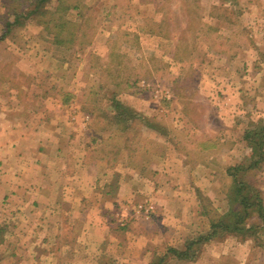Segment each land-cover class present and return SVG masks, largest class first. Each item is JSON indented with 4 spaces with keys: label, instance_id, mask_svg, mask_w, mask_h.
<instances>
[{
    "label": "rangeland",
    "instance_id": "rangeland-1",
    "mask_svg": "<svg viewBox=\"0 0 264 264\" xmlns=\"http://www.w3.org/2000/svg\"><path fill=\"white\" fill-rule=\"evenodd\" d=\"M33 1L0 0V35L13 20L5 2L25 15ZM59 4L70 5L55 30L61 41L54 43L55 32L32 17L0 41L2 91L14 90L25 110L45 115L53 108L43 109V99L67 102L60 113L77 119L67 125L79 135L74 153L87 151L89 162L104 155L115 163L119 149L126 158L137 150L142 161L165 140L171 149L211 159L214 171L198 174L206 178L200 196L210 225L230 207L237 182L250 202H264V155L256 163L246 138L264 135V0H50L49 13ZM240 163L251 166L235 177L228 169ZM245 225L251 235L228 234L205 246L232 238L263 248L261 264L264 224L254 215ZM217 260L233 261L229 252Z\"/></svg>",
    "mask_w": 264,
    "mask_h": 264
},
{
    "label": "crops",
    "instance_id": "crops-1",
    "mask_svg": "<svg viewBox=\"0 0 264 264\" xmlns=\"http://www.w3.org/2000/svg\"><path fill=\"white\" fill-rule=\"evenodd\" d=\"M7 90L0 87V264H158L164 256L175 264L171 249L184 251L211 229L198 175L214 171L211 159L165 140L142 161L119 149L115 163L104 155L89 162L87 151L74 153L79 135L67 125L77 119L60 113L67 102L43 99L50 115L29 112ZM148 205L149 214L139 210ZM259 251L231 238L204 245L190 264H222L226 252L231 264H257Z\"/></svg>",
    "mask_w": 264,
    "mask_h": 264
},
{
    "label": "trees",
    "instance_id": "trees-1",
    "mask_svg": "<svg viewBox=\"0 0 264 264\" xmlns=\"http://www.w3.org/2000/svg\"><path fill=\"white\" fill-rule=\"evenodd\" d=\"M33 8L30 9L25 15L22 13H17L14 10L11 11L9 9V4L5 2V6L7 7V11L5 15L10 16L13 15V20H7L6 21V27L3 30L2 34L0 35V41L6 38V36L9 34V32L12 30V27L15 25H18L23 21L25 18H36L39 23L43 24L46 29H48L50 32L54 31V43H57L60 39L56 36L58 33L55 31L56 29H61V27L64 25L63 22V12L66 13V11L70 8L69 6H63L61 4L57 5L52 12L49 13V9H47L46 5L50 2V0H34L33 1ZM61 5V6H60ZM74 7L76 5H73ZM62 11V13H60ZM58 14V16L56 15ZM49 16L50 18H47ZM65 17V16H64ZM8 18V17H7ZM43 18V19H42ZM61 41V40H60ZM134 113V112H133ZM132 119L136 118L134 115L131 117ZM253 133H248L246 138L249 140V145L253 148V152L257 154L256 157H259L257 159L256 163L260 162L263 155L260 151L261 146L264 142V135H261L262 137L254 136ZM203 143L201 142V145ZM255 163V161H254ZM251 166V165H249ZM249 166H246L244 163L237 164L236 166H233L229 168V172L232 173L233 176H237L238 173L247 171ZM238 185L235 188L236 192L231 197V204L228 210L222 214L219 215L216 219L211 220V229L203 235L196 236L192 239H190L187 243V249L182 250H175L171 249L170 251L173 252L175 258L178 261H195L201 251L203 246L213 240V239H219L223 238L224 236L228 234H234V235H240L247 237L252 234L253 229L247 227L246 222L247 219L251 216H258L261 220V222L264 224V202L262 198L258 199L255 202H250V199L248 198V195L243 193L244 187L243 182H237ZM240 200V203H239ZM238 201V202H237ZM235 204V205H234ZM241 205L243 207L244 212L240 213L236 206ZM256 207L257 211L251 212L249 211L250 208ZM255 213V214H254ZM254 214V215H252ZM166 257H159L158 264H165L166 263Z\"/></svg>",
    "mask_w": 264,
    "mask_h": 264
},
{
    "label": "built area",
    "instance_id": "built-area-1",
    "mask_svg": "<svg viewBox=\"0 0 264 264\" xmlns=\"http://www.w3.org/2000/svg\"><path fill=\"white\" fill-rule=\"evenodd\" d=\"M141 211H144V213L149 214L151 211H153V205L144 206L142 209H139Z\"/></svg>",
    "mask_w": 264,
    "mask_h": 264
}]
</instances>
